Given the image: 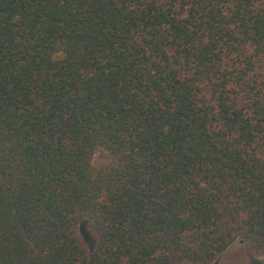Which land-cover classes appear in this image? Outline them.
I'll return each instance as SVG.
<instances>
[{"label":"trees","instance_id":"16d2710c","mask_svg":"<svg viewBox=\"0 0 264 264\" xmlns=\"http://www.w3.org/2000/svg\"><path fill=\"white\" fill-rule=\"evenodd\" d=\"M235 245L264 256V0H0V264Z\"/></svg>","mask_w":264,"mask_h":264},{"label":"rangeland","instance_id":"374dc122","mask_svg":"<svg viewBox=\"0 0 264 264\" xmlns=\"http://www.w3.org/2000/svg\"><path fill=\"white\" fill-rule=\"evenodd\" d=\"M113 161L112 154L103 149H98L92 160V164L96 168H104ZM79 235L82 241L92 252L95 249L96 241L93 234L90 232L86 221L82 222L79 227ZM215 264H264V256L255 257L242 245H235L227 250Z\"/></svg>","mask_w":264,"mask_h":264}]
</instances>
